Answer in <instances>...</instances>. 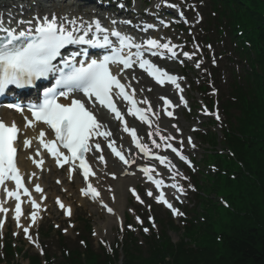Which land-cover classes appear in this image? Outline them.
<instances>
[{
	"label": "snow or ice",
	"instance_id": "6c2138e0",
	"mask_svg": "<svg viewBox=\"0 0 264 264\" xmlns=\"http://www.w3.org/2000/svg\"><path fill=\"white\" fill-rule=\"evenodd\" d=\"M113 24L116 21H112ZM130 23V22H129ZM112 38H115L112 39ZM71 46H88L90 48H108L110 54L104 55L102 58L91 59L85 62L78 59L81 55H87V47L80 50H71ZM175 45L161 43L159 39L147 38L143 43H137L135 39L116 29H109L101 24L99 19L91 22H85L80 16L58 15L56 13H45L33 16L31 19H21L16 21L15 26L9 23L5 25L0 18V95H3L10 88H26L34 87L36 83L42 79L54 77V83L50 87H46L43 91V100L39 104H30L27 110L31 113L33 120L25 117L26 127H31L35 121H41L54 130L55 140L45 142L40 140L41 144L56 157L59 164L60 158L63 157L65 163L72 164L79 161V168L83 169V177L85 180L93 174L89 163L85 160V154L89 152L91 145L90 138L93 136H103L105 139L111 136V132L101 131L104 127L97 120L98 106L110 110L115 118L124 124V131L128 132L135 143L136 148L145 156L151 154V149L146 143H141L137 137V130L129 127L124 121L121 110L117 107V101H127V113L137 117L141 122L151 125L148 113L151 107L145 110L137 107V101L134 99V93L129 94L126 89L130 87L121 80L126 77L122 75L125 69H131L134 64L138 63L157 84L163 85L170 82L177 89L183 91L179 79L175 75H170L162 67H158L156 63L144 58V52H150L151 56L157 57L161 55L160 50H166L172 56H176ZM210 47V46H209ZM125 49L129 51L125 52ZM131 49H136L132 52ZM185 57L191 58L188 52L182 53ZM122 66V67H121ZM200 64L197 63L196 67ZM135 79V77H133ZM142 91V89H141ZM151 91V89H149ZM71 93H82V97H72ZM60 98H65L68 102H60ZM164 104L174 107L172 102L163 96L160 97ZM182 103H186L183 97H180ZM147 103V101H143ZM8 108L15 109L17 112H23L24 107L20 104H9ZM169 117L173 116L172 111H167ZM216 119L220 120V116L216 114ZM172 127H176L173 125ZM19 129L13 121L10 125L0 118V187L4 193L15 201L14 219L17 227L21 228L25 236L30 242L33 237L29 235V228L20 224L22 215L21 209V191L29 194V189L25 187L22 181V175L16 165L17 147L15 142L18 138ZM177 131L179 129L177 128ZM152 133H149L151 136ZM155 135H160L159 128L156 129ZM45 136L44 131H40L39 137ZM165 141V147L171 149L181 161L191 166L187 156L182 154L181 149L173 147L171 141L172 136H160ZM31 141L25 140L24 146L28 147ZM95 149H100L99 141H93ZM114 141L109 143L112 152L125 164L129 161L121 151L114 146ZM157 148L161 145L155 140L152 141ZM188 145L195 148L192 138L187 140ZM183 141L181 142V145ZM62 149L67 150L70 155H65ZM39 151V150H37ZM161 165H164L169 171L176 168L167 155H155L154 157ZM101 161L104 157L99 156ZM133 163L135 161H132ZM141 171L147 176L157 189L164 186L163 179H155V168L144 166ZM175 173L173 179H175ZM187 179V177H185ZM6 181H14L15 188L9 189ZM170 187L177 189L183 193L185 189L173 183ZM191 187V185H189ZM37 192H42L40 185H36ZM133 194L136 195L133 189ZM83 194L88 195L89 192L98 196L99 193L95 188L88 185L87 189H82ZM149 197L156 199L158 203H164L168 208L172 209L173 215L183 216L184 214L173 208V205L165 197V193L161 191L159 195L153 196L150 190L147 192ZM136 199L143 203L138 195ZM5 201L0 200V213H7L8 209L4 207ZM57 203L61 208L64 205L57 199ZM33 208H39L36 201H31ZM109 213H113V209L104 205ZM131 211V210H130ZM70 215V210L68 212ZM37 212L30 214V219L35 222ZM137 221L142 223L140 217H136ZM151 219V217H150ZM4 227V220L0 219V229ZM129 228L132 226L129 225ZM153 227L155 223L153 222ZM123 230V229H121ZM65 231H67L65 229ZM145 232L149 229L145 228ZM16 235L17 233H13ZM95 235V233H93ZM81 243H84L81 241ZM39 247V245H37ZM43 252V249H41Z\"/></svg>",
	"mask_w": 264,
	"mask_h": 264
},
{
	"label": "trees",
	"instance_id": "16d2710c",
	"mask_svg": "<svg viewBox=\"0 0 264 264\" xmlns=\"http://www.w3.org/2000/svg\"><path fill=\"white\" fill-rule=\"evenodd\" d=\"M212 2L220 9L216 12L218 23L238 40L245 56L253 57L248 62L253 73L245 76L236 88V103L229 105L231 110H238L239 117L227 136L228 147L247 175L242 174L236 183L225 181L227 189L247 192L249 205L240 209L244 215L233 217L228 233L214 234L208 226L202 238L203 242L208 241L207 246L200 245L194 250L180 245L173 247L164 238L159 246L152 248L148 259L132 257L127 251L123 264H264V0ZM233 198L230 200L235 202ZM207 233H212L211 237ZM71 264L108 262L96 256L87 260L75 256Z\"/></svg>",
	"mask_w": 264,
	"mask_h": 264
},
{
	"label": "rangeland",
	"instance_id": "374dc122",
	"mask_svg": "<svg viewBox=\"0 0 264 264\" xmlns=\"http://www.w3.org/2000/svg\"><path fill=\"white\" fill-rule=\"evenodd\" d=\"M202 150H205V147L203 149H201V154H200L199 159L202 157ZM211 161H214V160L212 159ZM211 161H208V163H211ZM55 175H57V174H49V176L46 177L47 186L50 187L51 189H53L54 192L52 195L59 194L60 200L62 202H65L68 206H71L73 208V216L70 219L65 220L64 218L56 219V215L51 214L50 219H48L46 221L45 226H51L52 227V224H56V226L60 227L64 231V233L66 234V237L68 238L64 244L70 245V242L73 241V239L76 235L75 230H74V228H75V224H74L75 222L74 221H76L77 217L84 215L90 220L91 228L93 230V233L97 234V239L101 240L103 242H106V243H110V245H113V243L116 241L115 240L116 230H115L114 223L111 221L109 224L107 222V220L105 219V215L97 212V210L95 208H93L92 206H90L88 203L81 201L78 198L77 191L75 190V187L73 184H68V183L64 182L63 186L68 188V189L70 188L72 190L65 195L61 194L60 187L55 186L51 182L53 180V177H55ZM210 180L212 181V179H210ZM211 189L217 190V192L213 194L214 197H216L217 199L222 198L221 195H223V194L218 192V191H220V188L218 185L213 186V184H212ZM201 191L204 192V189H201ZM118 196L120 199V205H119L120 210L123 211V213L125 215H127L126 212H132V209H131L132 203L129 199L126 198L127 197V191L126 190L118 191ZM125 200H127V203L125 202ZM222 213H225V209L221 207V210H219V214H222ZM62 221L64 223H62ZM76 227H77V225H76ZM65 229L67 231H65ZM52 236H53V233H52ZM169 236H170V239L173 243H176L181 237L180 234H175V233L174 234L170 233ZM97 239L92 238V243H93L94 248H97V246H98ZM105 245L107 247V244H105ZM25 249L33 252L32 250H30V248H28V249L25 248ZM55 249H56V247H55ZM53 253H55L56 256H59V254L56 252V250L54 251V249H53Z\"/></svg>",
	"mask_w": 264,
	"mask_h": 264
},
{
	"label": "bare ground",
	"instance_id": "6f19581e",
	"mask_svg": "<svg viewBox=\"0 0 264 264\" xmlns=\"http://www.w3.org/2000/svg\"><path fill=\"white\" fill-rule=\"evenodd\" d=\"M54 7H56L55 5H53L52 6V9L51 10H55V9H57V8H54ZM54 8V9H53ZM51 10H49V11H51ZM3 14H4V11H2L1 9H0V18H3ZM164 101L162 100V103H163ZM147 105H150V104H147ZM151 114V119H152V115L153 114H156V116H161V117H164V118H167V117H169L168 115H167V112L165 111V110H161V109H159L158 107L157 108H155V110L153 111V112H151L150 113ZM0 118H2L4 121H5V123L7 124V121H6V119L2 116V115H0ZM127 120H129L130 121V119L129 118H125V122L127 121ZM104 127H102L101 129H104V130H106L107 129V131L108 132H111V137L113 138V139H115L116 141H117V143L119 144V145H122L123 144V142H124V139L121 137V135H120V133L119 132H116L113 128H111V125H109V124H105V123H101ZM134 127L136 128V129H138V126L136 125V124H134ZM139 130V129H138ZM112 132H115V133H117V137H115V136H113L112 135ZM121 134H128V132H125L124 131V127H123V130L121 131ZM128 140H130L129 138H128ZM140 140H141V143H146L147 145H148V147L151 149V154L150 155H148V157H149V160H148V162H145V161H142V160H140L139 158H137V157H134V154H130L129 155V164L128 165H130L131 163H132V161H137V162H143V163H145V164H149V162L151 161V157L150 156H152L153 155V153H155V152H159V151H161L162 150V144L161 143H158V144H160L161 146L159 147V148H157L156 146H155V144H153L152 143V141H153V136H145V135H140ZM131 141V140H130ZM120 147V146H119ZM121 148V147H120ZM91 160H92V158H91ZM113 163H115L114 161H112ZM152 165H153V160L151 161V163L149 164V167H152ZM26 167H27V165H26ZM40 168H43V169H45V165H40L39 166ZM123 171H124V169H123ZM71 171H70V168L68 167L67 168V175H66V177H67V179L68 180H70L71 179V176L69 175V173H70ZM155 172L157 173L158 172V170H157V168L155 167ZM22 175L25 177V179H26V181H27V183H28V185L34 190L35 189V187H33V181H32V179H31V177H30V175L28 174V173H22ZM115 178H118V177H121V172L120 171H118L117 170V173L115 174V176H114ZM91 178H92V181L96 184V185H98L99 186V183H98V181H97V178H95L94 176H91ZM105 179H107V177H105ZM126 183V184H130V182H129V180L128 179H124V180H117L116 182H112L111 184L112 185H114V187H119V186H123L124 184ZM25 185L27 186V184H26V182H25ZM9 189H10V186H7ZM99 191H100V200L102 199V187L101 186H99ZM116 198H117V207H119V205H120V199L116 196ZM0 200H3V201H5V203H4V207L5 208H9L10 207V205H11V203H10V198L4 193V191H3V188L1 187L0 188ZM11 208V207H10ZM9 213L14 217V215H15V213H14V209H8V215H7V217L9 216ZM0 217H1V213H0ZM7 217H6V219H7ZM1 219V218H0ZM5 219V220H6ZM107 219H108V222H110V221H113L114 220V218H112V217H107ZM21 220H22V217L20 218V223H21Z\"/></svg>",
	"mask_w": 264,
	"mask_h": 264
}]
</instances>
